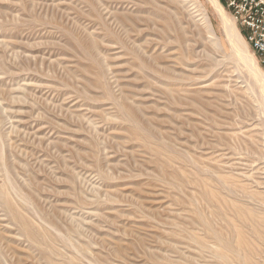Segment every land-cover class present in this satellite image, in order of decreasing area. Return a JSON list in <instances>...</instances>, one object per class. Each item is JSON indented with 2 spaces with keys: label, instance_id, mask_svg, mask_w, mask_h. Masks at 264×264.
<instances>
[{
  "label": "rangeland",
  "instance_id": "374dc122",
  "mask_svg": "<svg viewBox=\"0 0 264 264\" xmlns=\"http://www.w3.org/2000/svg\"><path fill=\"white\" fill-rule=\"evenodd\" d=\"M181 1L0 0V264H264L259 89Z\"/></svg>",
  "mask_w": 264,
  "mask_h": 264
},
{
  "label": "built area",
  "instance_id": "2783aa9c",
  "mask_svg": "<svg viewBox=\"0 0 264 264\" xmlns=\"http://www.w3.org/2000/svg\"><path fill=\"white\" fill-rule=\"evenodd\" d=\"M235 21L246 31L245 38L264 65V0H222Z\"/></svg>",
  "mask_w": 264,
  "mask_h": 264
},
{
  "label": "bare ground",
  "instance_id": "6f19581e",
  "mask_svg": "<svg viewBox=\"0 0 264 264\" xmlns=\"http://www.w3.org/2000/svg\"><path fill=\"white\" fill-rule=\"evenodd\" d=\"M177 1V0H176ZM181 1V0H180ZM186 1V0H184ZM191 1V0H187ZM211 6L213 7L214 11L216 12L217 16L219 17L223 32L226 35V38L231 42L232 49L234 50V55L237 54L238 58L240 59L241 63L247 68V72L250 73L253 78L256 86L258 87L259 91V105L264 110V72L260 69V67L257 64L256 58L254 55L248 50L245 40L240 35L239 31L235 27L233 21L229 16L226 14L225 10L223 9V6L218 0H207ZM183 2V0L181 1ZM197 7H198V1H196ZM195 5V4H194ZM174 6V5H173ZM196 7V6H195ZM207 28H209L207 24ZM210 29V28H209ZM236 58V57H235ZM241 64V65H242ZM242 65V66H243ZM243 66V67H244ZM244 67V68H245ZM263 143V142H261ZM255 145V144H254ZM264 147V146H263ZM263 157V156H262ZM264 161L263 159H261ZM264 168V167H263ZM242 174V173H241ZM264 174V171H263ZM264 177V175H263ZM222 182V181H221ZM224 183V182H223ZM259 183V182H258ZM264 183V182H263ZM229 186V185H228ZM224 187V186H223ZM230 187V186H229ZM226 188V187H225ZM264 188V187H263ZM264 190V189H263ZM232 191V190H231ZM211 193V192H210ZM213 193V192H212ZM211 193V194H212ZM204 194V193H203ZM209 194V195H211ZM215 195V194H214ZM208 196V195H207ZM212 196V195H211ZM210 196V197H211ZM206 197V196H205ZM216 197V196H215ZM209 199V198H207ZM212 199V198H211ZM215 199V198H213ZM264 207V206H262ZM240 208V207H239ZM245 211V209H244ZM248 211V210H247ZM243 212V210H242ZM249 213V212H248ZM246 212L243 214L245 215ZM246 216V215H245ZM247 217V216H246ZM257 217V216H256ZM255 220V218H254ZM258 230V229H257ZM236 231V230H235ZM242 240V239H241ZM246 243V242H245ZM247 244V243H246ZM238 245V244H237ZM241 247V246H240ZM247 260V259H246Z\"/></svg>",
  "mask_w": 264,
  "mask_h": 264
}]
</instances>
